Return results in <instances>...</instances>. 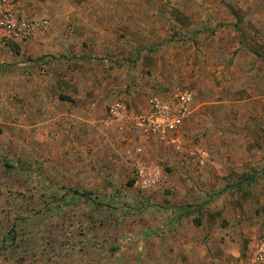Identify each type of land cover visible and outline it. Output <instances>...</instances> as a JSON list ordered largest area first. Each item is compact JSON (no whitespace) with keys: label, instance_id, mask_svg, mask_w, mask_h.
Returning <instances> with one entry per match:
<instances>
[{"label":"rangeland","instance_id":"1","mask_svg":"<svg viewBox=\"0 0 264 264\" xmlns=\"http://www.w3.org/2000/svg\"><path fill=\"white\" fill-rule=\"evenodd\" d=\"M12 2L49 25L0 40V264H120L139 235L159 253L145 264H248L264 237V0ZM185 89L199 113L174 143L113 119ZM188 200L181 233L200 248L168 252Z\"/></svg>","mask_w":264,"mask_h":264},{"label":"built area","instance_id":"2","mask_svg":"<svg viewBox=\"0 0 264 264\" xmlns=\"http://www.w3.org/2000/svg\"><path fill=\"white\" fill-rule=\"evenodd\" d=\"M48 25L47 19H29L21 15L12 0H0V40H30ZM195 97L193 90L185 89L169 97L150 98L141 113H130L126 106L119 105L112 109V115L114 120L130 121L136 129L174 143L189 120ZM136 178L144 186L156 183L154 176L142 164L137 166ZM248 264H264V237L254 245Z\"/></svg>","mask_w":264,"mask_h":264},{"label":"crops","instance_id":"3","mask_svg":"<svg viewBox=\"0 0 264 264\" xmlns=\"http://www.w3.org/2000/svg\"><path fill=\"white\" fill-rule=\"evenodd\" d=\"M199 113V111L197 110V107H195L194 105L192 106L191 108V114H190V121L188 122L187 126L185 124V126L182 128V130L180 132L183 131V129L185 127H188L192 121L194 122L195 120V117L197 116V114ZM147 134V133H146ZM150 135V134H149ZM178 136H179V139L181 137V133H178L177 134V139L176 140H179L178 139ZM169 142V141H167ZM251 158H249L248 160L244 161V166L243 167H237L235 168V170L237 171V175H238V171H239V174H244V172L246 171L245 167L247 165V167L249 166V168L247 169V171H249L251 169V165H255L253 162V160H250ZM230 171V170H229ZM257 171H261L260 168H257ZM187 172V171H186ZM217 173H219L220 175H224V174H228L229 173H232V171L230 172H227V170H218ZM188 174V172L186 173ZM191 197L190 194H188L187 196V199ZM182 204H178V206L181 207V210L182 211H185L184 214H173L170 215L169 219L171 220V222H173L174 224L172 226H170V224L167 226L168 228V235H169V245L170 247L173 246L174 248L177 246V245H182V249L185 253H191V252H194L197 248H200L198 246L199 244V240L195 237V238H192V236H189L188 233L185 234V236L181 233L182 229H183V226L184 224L186 223V221L189 223L190 221V218H191V215H189V212L187 211V209L189 210V208L191 209V205L192 203L190 202V200H188V202L186 204H184V206L182 207L181 206ZM174 207L170 208L169 210L171 211V213L174 211H177V208L175 207V205H173ZM194 208V207H193ZM191 224V223H190ZM190 224H188L187 226H189ZM158 226V224H156ZM155 226V227H157ZM170 226V227H169ZM193 227L195 228V231L198 233V227H196V224H193ZM202 233V232H200ZM145 236L144 235H139L137 238H136V244H137V248L133 254V256L129 257L128 255L129 254H125V256H123L122 258H116L117 260L120 261V264H126L124 261L128 260V264H137L138 262H141V259H142V264H145V262L147 260H149L151 258V256H154L155 258H158L159 256V253L158 252H151V248H149L148 245L144 244L145 243V240H144ZM176 241V242H175ZM144 244V245H142ZM142 245V246H141ZM181 248H178V249H175L176 251L180 250ZM172 250V247L171 249L169 248L168 252ZM175 250L173 249V256H171L172 252L170 254H166L167 256L165 258L168 259V261L171 263V261L174 259L175 255V260L178 259V256H177V253H174ZM151 252V253H150ZM175 254V255H174ZM153 257V258H154ZM139 259V260H135V259ZM179 259L181 260V262L183 260H185L186 258H184V256H180ZM122 260H124L122 262Z\"/></svg>","mask_w":264,"mask_h":264},{"label":"trees","instance_id":"4","mask_svg":"<svg viewBox=\"0 0 264 264\" xmlns=\"http://www.w3.org/2000/svg\"><path fill=\"white\" fill-rule=\"evenodd\" d=\"M54 56H52V55H46V56H42V57H40L39 58V60L41 61V62H47L50 58H53ZM61 58H66V59H68L66 56H60ZM9 64H0V67H6V66H8ZM238 185H240V183L238 184ZM197 225H200V221H197V222H195Z\"/></svg>","mask_w":264,"mask_h":264}]
</instances>
